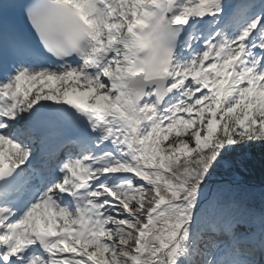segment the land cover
I'll return each instance as SVG.
<instances>
[{
    "label": "snow or ice",
    "instance_id": "6c2138e0",
    "mask_svg": "<svg viewBox=\"0 0 264 264\" xmlns=\"http://www.w3.org/2000/svg\"><path fill=\"white\" fill-rule=\"evenodd\" d=\"M0 264H264V0H0Z\"/></svg>",
    "mask_w": 264,
    "mask_h": 264
},
{
    "label": "trees",
    "instance_id": "16d2710c",
    "mask_svg": "<svg viewBox=\"0 0 264 264\" xmlns=\"http://www.w3.org/2000/svg\"><path fill=\"white\" fill-rule=\"evenodd\" d=\"M260 174H261V172H260Z\"/></svg>",
    "mask_w": 264,
    "mask_h": 264
}]
</instances>
